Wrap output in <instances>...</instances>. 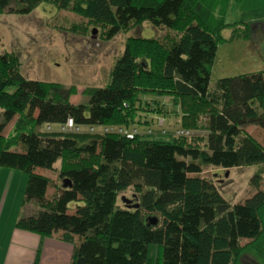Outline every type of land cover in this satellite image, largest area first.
I'll use <instances>...</instances> for the list:
<instances>
[{"label": "trees", "instance_id": "1", "mask_svg": "<svg viewBox=\"0 0 264 264\" xmlns=\"http://www.w3.org/2000/svg\"><path fill=\"white\" fill-rule=\"evenodd\" d=\"M243 1L0 0V16L49 5L51 15L86 19L72 31L102 28L107 41L145 25L155 31L129 36L109 83L87 88L81 104L71 101L74 87L27 80L16 56L0 54V168L29 174L17 230L42 241L58 235L73 246L71 264H154L151 254L159 264H242L246 253L264 263V191L231 205L205 175L264 165V144L248 130L264 128V71L209 89L222 33L253 35L250 23L225 20ZM149 95L175 99L184 134L165 142L136 130L150 125L149 113L165 115ZM70 119L80 133L60 131ZM37 170L55 171L61 185ZM125 193L132 199L120 206Z\"/></svg>", "mask_w": 264, "mask_h": 264}, {"label": "rangeland", "instance_id": "2", "mask_svg": "<svg viewBox=\"0 0 264 264\" xmlns=\"http://www.w3.org/2000/svg\"><path fill=\"white\" fill-rule=\"evenodd\" d=\"M51 9L49 5L40 4L28 16H0V54L16 56L27 80L74 87L76 93L71 99L74 104L88 102L84 94L87 88L105 87L109 83L112 67L123 54L129 36L151 38L155 35L153 28L145 25L142 31L121 33L107 41L102 28L90 27L86 31L87 25L77 32L71 30L76 23L86 24L83 16L63 11H54L55 14L51 15ZM225 20L228 24L250 23L253 35L246 40L239 31L234 35V29L233 33L229 30L222 33L225 42L219 44L211 68V91L221 79L264 71V5L256 0L231 4ZM147 98L159 100L164 105L165 115L164 111L160 115L149 113L144 121H150V125L137 126L138 132L152 140L172 142L180 134V107L170 96L149 95ZM17 119L5 129L4 136L11 134ZM106 128L116 132L121 129L105 127L100 131L106 132ZM248 130L264 144V128L253 126ZM36 173L49 177L53 184L61 185L55 171L37 170ZM205 175L206 179L213 181L218 195L231 205L244 203L254 196L256 190L264 191V165L241 166L229 171L210 169ZM28 181L29 174L24 171L0 168V223L3 231L7 226L16 228L25 209L23 202ZM54 193L55 187H50L49 196ZM131 197L130 193H125L120 197L119 205H125L124 200H131ZM155 247L151 246L150 251L153 252ZM153 259L154 264H159L158 257L151 254L150 260ZM241 260L242 264H264L251 253L244 254Z\"/></svg>", "mask_w": 264, "mask_h": 264}, {"label": "crops", "instance_id": "3", "mask_svg": "<svg viewBox=\"0 0 264 264\" xmlns=\"http://www.w3.org/2000/svg\"><path fill=\"white\" fill-rule=\"evenodd\" d=\"M256 2L264 5V0H256ZM1 224L2 222L0 223V264H34L39 253V264H71L73 246L70 247L69 244L61 241L58 235L42 241L38 236L13 229L11 226H7L3 231Z\"/></svg>", "mask_w": 264, "mask_h": 264}, {"label": "built area", "instance_id": "4", "mask_svg": "<svg viewBox=\"0 0 264 264\" xmlns=\"http://www.w3.org/2000/svg\"><path fill=\"white\" fill-rule=\"evenodd\" d=\"M107 130L109 131V133L116 132V131H113L112 129H105V131ZM60 131L63 133H80L81 132L80 128H77L75 126V123L72 119L68 120V122L63 127H61ZM91 131H93V129ZM118 133L120 134L130 133L131 134L132 132L126 131L125 129L123 130V128H121ZM133 133H136V130ZM180 134H184V133L180 132ZM185 134H189V133L187 132ZM129 138H132V137L129 135Z\"/></svg>", "mask_w": 264, "mask_h": 264}, {"label": "bare ground", "instance_id": "5", "mask_svg": "<svg viewBox=\"0 0 264 264\" xmlns=\"http://www.w3.org/2000/svg\"><path fill=\"white\" fill-rule=\"evenodd\" d=\"M124 129V128H123ZM137 130V129H136ZM126 131H128V130H126ZM103 133H105V134H109V131L107 130L106 132H103ZM112 133V132H111Z\"/></svg>", "mask_w": 264, "mask_h": 264}, {"label": "water", "instance_id": "6", "mask_svg": "<svg viewBox=\"0 0 264 264\" xmlns=\"http://www.w3.org/2000/svg\"><path fill=\"white\" fill-rule=\"evenodd\" d=\"M133 208H138V206H133Z\"/></svg>", "mask_w": 264, "mask_h": 264}]
</instances>
